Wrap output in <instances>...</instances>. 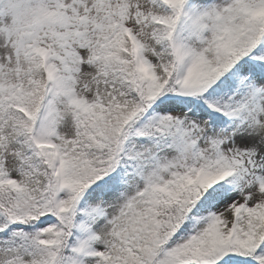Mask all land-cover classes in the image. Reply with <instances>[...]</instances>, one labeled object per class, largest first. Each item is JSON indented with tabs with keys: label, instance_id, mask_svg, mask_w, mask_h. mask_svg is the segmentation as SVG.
<instances>
[{
	"label": "snow or ice",
	"instance_id": "obj_1",
	"mask_svg": "<svg viewBox=\"0 0 264 264\" xmlns=\"http://www.w3.org/2000/svg\"><path fill=\"white\" fill-rule=\"evenodd\" d=\"M0 264H264V0H0Z\"/></svg>",
	"mask_w": 264,
	"mask_h": 264
}]
</instances>
